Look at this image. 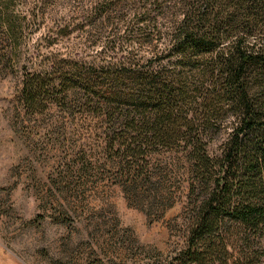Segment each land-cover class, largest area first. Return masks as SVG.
<instances>
[{
	"label": "trees",
	"instance_id": "16d2710c",
	"mask_svg": "<svg viewBox=\"0 0 264 264\" xmlns=\"http://www.w3.org/2000/svg\"><path fill=\"white\" fill-rule=\"evenodd\" d=\"M60 2L53 49L19 93L26 114L94 122L83 138H99L100 155L79 167L70 155L64 191L82 192L98 166L150 224L180 204L183 246L168 264H264V0H0L9 60L25 22ZM106 27L108 48H96Z\"/></svg>",
	"mask_w": 264,
	"mask_h": 264
},
{
	"label": "rangeland",
	"instance_id": "374dc122",
	"mask_svg": "<svg viewBox=\"0 0 264 264\" xmlns=\"http://www.w3.org/2000/svg\"><path fill=\"white\" fill-rule=\"evenodd\" d=\"M60 3L45 8L44 19L25 22L28 36L13 60L5 55L11 43L0 40V264H168L183 246V224L171 222L180 204L150 224L98 166L82 178V192L66 193L60 171L72 159L81 166L85 152L100 155L99 138H83L94 122L57 108L42 115L21 108L23 72L52 51L44 38L63 22ZM112 35L106 27L89 41L108 48ZM71 40L62 39V46L77 43ZM122 53L136 55L128 43Z\"/></svg>",
	"mask_w": 264,
	"mask_h": 264
}]
</instances>
